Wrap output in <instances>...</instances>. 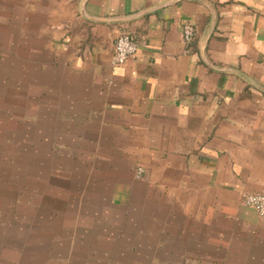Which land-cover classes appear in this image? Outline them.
<instances>
[{
    "label": "crops",
    "instance_id": "obj_1",
    "mask_svg": "<svg viewBox=\"0 0 264 264\" xmlns=\"http://www.w3.org/2000/svg\"><path fill=\"white\" fill-rule=\"evenodd\" d=\"M263 184L264 0H0V264H264Z\"/></svg>",
    "mask_w": 264,
    "mask_h": 264
},
{
    "label": "built area",
    "instance_id": "obj_2",
    "mask_svg": "<svg viewBox=\"0 0 264 264\" xmlns=\"http://www.w3.org/2000/svg\"><path fill=\"white\" fill-rule=\"evenodd\" d=\"M196 34L195 27L193 25L187 24L183 27V38L186 43H190ZM139 49V43L132 35L128 33H121L117 36L114 54H113V64L115 67H120L128 59L135 56ZM143 173V169L140 168L137 171L138 176ZM243 201L246 205L254 207L260 217L264 220V184L262 189L257 193H248L244 195Z\"/></svg>",
    "mask_w": 264,
    "mask_h": 264
},
{
    "label": "rangeland",
    "instance_id": "obj_3",
    "mask_svg": "<svg viewBox=\"0 0 264 264\" xmlns=\"http://www.w3.org/2000/svg\"><path fill=\"white\" fill-rule=\"evenodd\" d=\"M12 148L14 149V154H16V156H15V158H14V160H16L17 161V158H20L19 159V161H20V163H22V161H23V157H22V154L21 153H19V151H18V149H19V147H18V141L12 146ZM24 150H27V149H22V150H20V151H24ZM61 150H63V151H66L65 149H61ZM28 165L30 166V167H34V165L33 164H29L28 163ZM42 166H44V165H42ZM6 168H9V166L7 165V166H5L4 167V169H6ZM3 169V170H4ZM60 169H66V162H62L61 163V165H60ZM140 169V168H139ZM21 181H23L24 179H20ZM21 181H20V183H19V185H21V186H18V188H16V189H18L19 191H20V193L19 192H17L16 190H14V191H12V194H22L23 192H26L27 190L25 189V187H27L26 185H27V183H26V185H24V184H22L21 183ZM15 188V187H14ZM37 191H39V189H37ZM23 196H24V194H22ZM20 196V200L22 199V197L23 196ZM25 199V198H24ZM51 198L50 199H48L47 200V202H45V204H49V203H51ZM39 203H40V200H39ZM23 206H25L27 209H29V210H31V213L33 214V215H38V216H41V215H43V214H48L47 215V219H50L51 217L53 218V219H55L53 216L55 215V213H53L52 211H49V212H47L44 208H42V207H39V204L38 203H35V202H24V205ZM19 206L18 205H13L12 207H11V211L10 212H12L14 209H17ZM74 207V206H73ZM72 207V208H73ZM75 210V209H74ZM75 214H76V212H74L73 210H71V218L70 219H74L75 218ZM1 215H2V218H6V219H8V218H11L10 217V215H9V213L8 212H6V211H3V210H1ZM56 216V215H55ZM59 219L60 220H62L63 219V215L61 216L60 215V217H59ZM58 219V220H59ZM32 225H37V223H36V220L35 219H33V223H32Z\"/></svg>",
    "mask_w": 264,
    "mask_h": 264
}]
</instances>
